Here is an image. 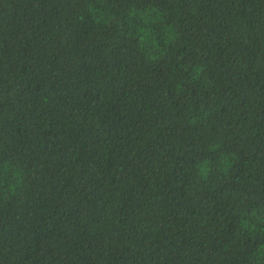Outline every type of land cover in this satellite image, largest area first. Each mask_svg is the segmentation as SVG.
Segmentation results:
<instances>
[{"label": "trees", "instance_id": "16d2710c", "mask_svg": "<svg viewBox=\"0 0 264 264\" xmlns=\"http://www.w3.org/2000/svg\"><path fill=\"white\" fill-rule=\"evenodd\" d=\"M0 264H264V0H0Z\"/></svg>", "mask_w": 264, "mask_h": 264}]
</instances>
